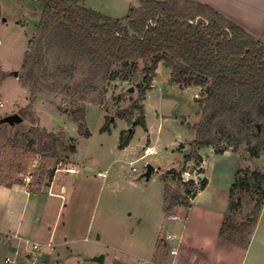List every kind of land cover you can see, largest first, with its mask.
<instances>
[{"label": "rangeland", "instance_id": "obj_1", "mask_svg": "<svg viewBox=\"0 0 264 264\" xmlns=\"http://www.w3.org/2000/svg\"><path fill=\"white\" fill-rule=\"evenodd\" d=\"M40 14L41 5L38 2L0 0V118L11 110L19 114L28 105L29 89L24 86L19 74L24 52L35 34V20H39ZM62 64L65 62L58 60L55 52L48 55L49 72ZM143 67L144 63L139 60L128 68L120 65L112 67L114 72L128 71L130 78L127 81L109 80L102 105L84 104L85 125L89 132L87 137L78 133L77 125L69 116V100L46 91L36 93L30 112L22 116V123L1 127L0 145L5 144L18 130H26L34 125L55 133L66 147L75 146L74 153L67 148H58L59 159L53 176L51 180L45 178L41 185L39 213L33 214L31 225L22 234L28 241L27 248L35 242L41 246L40 254L52 256H46L47 264H113L116 260L127 264H139L140 261L145 264H170V247L177 249L183 243L187 221L183 217L182 222L168 226L171 222L165 213L163 194L165 187L169 194L180 196H185L187 189L194 193L199 190L200 164L197 165L187 156L194 139V125L199 120L195 102L199 87L183 88L170 82V70L159 63L151 87L142 101L144 129L132 124L138 114L131 106L138 97L139 86L144 85ZM133 69L138 75L135 81L132 80ZM15 71L18 78L12 74ZM78 75H81V71ZM130 87L133 88L132 92H128ZM24 89L27 92H23ZM120 112L125 113L124 118L118 116ZM127 117L131 120H127ZM105 124H109L108 129L102 131ZM122 132L129 133L130 140L121 150L118 142ZM145 146L151 147L153 152L141 158ZM184 149H187L185 155ZM211 149L205 147L198 151L208 164L209 155L213 154ZM237 154L236 159L241 158L240 169L264 174V151L260 158L251 159L241 146ZM221 157L225 156L218 159H224ZM37 159H31L27 172L15 175L14 179L28 183L30 172L37 167L42 169ZM147 163L153 165L155 170L145 179L141 175ZM209 165L204 167L206 174L211 167ZM71 167L76 170L75 173L65 172ZM132 167H135V172L131 170ZM101 171L106 172V177L96 176ZM4 175L0 174L1 177ZM178 175L181 180H178ZM224 178H220L221 182ZM189 180L194 185H189ZM226 180V189L210 191L214 198L220 199V196L229 194L232 174ZM61 186H65L62 192L59 191ZM34 189L35 186L32 187ZM204 196H200V199ZM256 198L252 190H238L228 201V204L230 201L238 203V206L227 211L226 219L238 228L234 238L239 242L246 241L253 234L254 258H249L248 264H264V203L256 224H244ZM168 234L173 236L172 240L165 239ZM47 243L52 245L53 252H46L48 248L44 246ZM62 244L65 245L60 247ZM56 252L59 255L54 258ZM192 255L197 256L195 250ZM22 256V253L17 254L18 264L24 259ZM94 257H102V263L93 261ZM1 262L6 263L2 251ZM190 262L186 258L182 264Z\"/></svg>", "mask_w": 264, "mask_h": 264}, {"label": "trees", "instance_id": "obj_2", "mask_svg": "<svg viewBox=\"0 0 264 264\" xmlns=\"http://www.w3.org/2000/svg\"><path fill=\"white\" fill-rule=\"evenodd\" d=\"M31 1L40 3L41 14L19 74L29 89V102L19 111L21 117L30 112L36 93H56L69 100V116L78 133L87 137L84 104L102 105L109 80L130 78L128 71L114 72L112 67L128 68L139 60L144 63L141 72L144 85L139 86L138 97L131 105L138 114L132 124L146 129L142 101L158 64L163 63L170 70V82L183 88L199 87L195 98L199 120L194 125L189 158L199 165L198 151L205 147L222 154L229 149L237 152L244 146L249 158L261 156L264 151V42L261 39L210 7L191 0H141L122 18H111L86 8L83 0ZM52 52L65 64L49 72L47 57ZM137 78L133 69L132 80ZM118 116L124 118L125 113ZM3 125L0 124V130ZM108 126L105 124L101 130ZM129 140V133L122 132L118 148L124 149ZM59 147L75 152L74 145L66 147L55 133L38 126L18 130L0 145V174L5 173L4 177L0 176V184L7 187L24 184L14 176L27 172L29 161L37 157L42 169L37 167L30 172L27 186L30 190L35 186L32 191L38 192L44 179L51 180L53 176ZM199 181L202 190L207 181L205 178ZM188 184L194 185L191 180ZM238 190H252L257 195L244 223L251 226L264 203V174L237 169L229 187V198ZM189 192L193 191L187 189L185 196H180L169 194L164 188L167 217L174 216L178 206H190L186 198ZM236 206L238 203L233 201L228 204L218 236L245 248L249 238L237 241L234 234L238 228L226 220L227 211Z\"/></svg>", "mask_w": 264, "mask_h": 264}, {"label": "crops", "instance_id": "obj_3", "mask_svg": "<svg viewBox=\"0 0 264 264\" xmlns=\"http://www.w3.org/2000/svg\"><path fill=\"white\" fill-rule=\"evenodd\" d=\"M140 1L141 0H83V5L86 8L100 12L108 17L122 18L128 13L131 6L139 5ZM191 1H196L210 7L227 20L237 24L264 42V0ZM37 21L38 20H35V22ZM23 92H27V90L24 89ZM14 111L15 110H11L3 115L13 114ZM208 148L211 149V147ZM199 155L201 157V162L198 168L202 170L203 175L202 178L199 179L205 178L207 184L202 190L195 192L193 200L189 202V207L178 206L174 213L175 218L171 219L167 217L171 222L168 226L177 225L178 222L184 220L183 217H185L187 221L183 243L175 249V255H170L169 253V262L170 264H182L183 261L188 258L191 261L190 264H193V262L194 264H248V259H251V257L254 258V253L252 251L253 234L249 236L245 248L221 239L218 236V232L227 208L229 194H224V196H220V199H218L217 197L214 198L210 192L211 190L214 191L227 188L228 184H226V179L230 177V174H232L234 179L237 169L241 167V158L238 157L237 160V152H233L230 149L223 152L221 155H216L213 152L211 156L209 155V165L204 155L201 153H199ZM220 156L225 157H221L224 159L219 160L218 157ZM206 165L211 166L208 170V174H206L204 168ZM222 176H225L223 182H221L222 180L220 179ZM53 188L52 185L51 189ZM64 190L65 186L59 187L60 192ZM207 192L210 193L207 194ZM41 194L42 189L38 192H34L30 190L26 182L24 184H13L9 187L0 184V251L4 252V260L8 258L18 264L16 260L17 254L22 253L24 259H22L21 264H47L46 256H48V254H40V250L37 251L32 249L31 244L30 247L27 248L26 243L28 241L22 236L29 225H31V217H33V214L39 213ZM204 194L207 195L204 196ZM200 196H204L203 199H200ZM183 210H186V212ZM32 244L37 243L33 242ZM46 245L44 247H47ZM64 245L65 244H62L60 247ZM51 248H48L46 252H53L54 248ZM194 250L197 254L196 257L192 255V251ZM179 253H181V255H179ZM58 255L59 253L56 252L54 258L58 257ZM49 257L52 256L50 255L48 258ZM158 260L161 261V257H159ZM117 262L127 264L121 261ZM62 263L63 262H60V264ZM1 264H3V262H1Z\"/></svg>", "mask_w": 264, "mask_h": 264}, {"label": "built area", "instance_id": "obj_4", "mask_svg": "<svg viewBox=\"0 0 264 264\" xmlns=\"http://www.w3.org/2000/svg\"><path fill=\"white\" fill-rule=\"evenodd\" d=\"M0 43H1V41H0ZM2 106V103H0V107ZM152 148L151 147H149V146H145V147H143V153H142V156H141V158H143V157H145V156H148V155H150V154H152ZM133 172H135L136 171V169H135V167H132V169H131ZM65 172H67V173H69V174H73V173H75L76 172V170L74 169V168H68V169H66L65 170ZM96 176L97 177H100V178H104V177H106V172L105 171H101V172H97L96 173ZM27 182H28V178H26L25 179ZM186 198H187V200L189 201V202H191L192 200H193V192H189L187 195H186ZM168 218H171V219H174L175 217L174 216H169ZM166 240H172L173 239V236H171L170 234H168L167 236H166V238H165ZM162 241H163V238L161 239ZM179 241V240H178ZM48 248H51L52 247V245L51 244H47L46 245ZM31 248L32 249H34V250H40V248H41V246L40 245H38V244H31ZM169 253H170V255H175L176 254V250H175V248H171L170 249V251H169ZM5 264H16L13 260H11V259H8V258H6L5 259ZM139 264H145V262L144 261H140L139 262Z\"/></svg>", "mask_w": 264, "mask_h": 264}, {"label": "water", "instance_id": "obj_5", "mask_svg": "<svg viewBox=\"0 0 264 264\" xmlns=\"http://www.w3.org/2000/svg\"><path fill=\"white\" fill-rule=\"evenodd\" d=\"M3 21H4V19H3ZM12 74H13L15 77L18 76L17 71L13 72ZM132 91H133V88L130 87V88L128 89V92H132ZM22 121H23V118H22L19 114H17V113H13V114L5 115L4 117L0 118V124H1V125L6 124V125L11 126V125H15V124H20V123H22ZM256 127H257V130L259 131V127H258V126H256ZM186 152H187V149H184L183 154L185 155ZM154 170H155L154 166L151 165L150 163H147V164L145 165V171H144V173H143L141 176H142L143 178L147 179V178H149L150 174H151ZM202 176H203L202 174L199 175L200 178H202ZM93 260H94V261L101 262V257H95Z\"/></svg>", "mask_w": 264, "mask_h": 264}]
</instances>
